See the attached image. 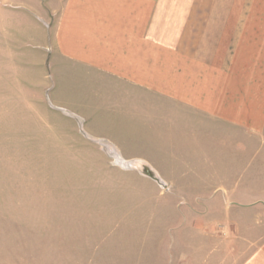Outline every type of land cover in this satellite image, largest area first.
Returning a JSON list of instances; mask_svg holds the SVG:
<instances>
[{"label":"crops","instance_id":"obj_1","mask_svg":"<svg viewBox=\"0 0 264 264\" xmlns=\"http://www.w3.org/2000/svg\"><path fill=\"white\" fill-rule=\"evenodd\" d=\"M198 71L208 82L218 74L219 89L172 86ZM52 81L60 90L89 84L106 92L102 97L127 99L142 125L148 94L168 99L162 130L208 131L205 123L215 121L220 130L263 132L264 0H0V97ZM180 119L186 127L178 126ZM195 120L203 125L194 127ZM192 141L194 165V148L212 140ZM230 146L264 147V139ZM246 157L253 162L258 155ZM202 191H196L202 201L188 202L185 218L166 231L157 250L140 251L134 263L125 249L103 257L93 252L86 264H264V190ZM27 207L0 204V264H34L29 252L19 251V222L45 209ZM67 258L66 264H84L77 249Z\"/></svg>","mask_w":264,"mask_h":264},{"label":"rangeland","instance_id":"obj_2","mask_svg":"<svg viewBox=\"0 0 264 264\" xmlns=\"http://www.w3.org/2000/svg\"><path fill=\"white\" fill-rule=\"evenodd\" d=\"M198 73L172 86L219 89L218 74L208 82ZM84 85L65 91L52 81L0 97V204L45 209L19 222V251L29 252L34 264H66L75 249L84 264L93 252L103 257L124 249L134 263L140 251L158 249L166 231L185 218L188 202L202 201V190H264V147L230 146L234 140L264 139V131L220 130L215 121L205 123L208 131L162 130L168 99L149 94L142 125L127 99H108L102 97L106 92ZM195 122L194 127L203 125ZM178 126L186 127V119ZM203 138L212 145L194 148L193 165L189 143ZM220 139L223 145L216 146ZM236 154L243 161H232ZM255 154L256 161L246 157ZM139 162L154 176L132 166Z\"/></svg>","mask_w":264,"mask_h":264},{"label":"bare ground","instance_id":"obj_3","mask_svg":"<svg viewBox=\"0 0 264 264\" xmlns=\"http://www.w3.org/2000/svg\"><path fill=\"white\" fill-rule=\"evenodd\" d=\"M132 166H134L136 169H141L142 171H146L145 164L143 163H133ZM154 175V172H153Z\"/></svg>","mask_w":264,"mask_h":264},{"label":"water","instance_id":"obj_4","mask_svg":"<svg viewBox=\"0 0 264 264\" xmlns=\"http://www.w3.org/2000/svg\"><path fill=\"white\" fill-rule=\"evenodd\" d=\"M146 170H147V169H146ZM147 171H148V170H147ZM143 172H145V171H143ZM148 173L151 174L152 176H154L152 171H148Z\"/></svg>","mask_w":264,"mask_h":264}]
</instances>
